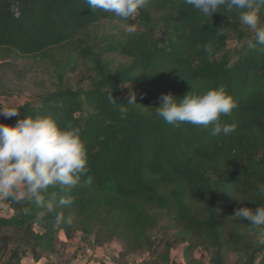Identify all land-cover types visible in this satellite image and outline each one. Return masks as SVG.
Returning a JSON list of instances; mask_svg holds the SVG:
<instances>
[{"label":"trees","instance_id":"trees-1","mask_svg":"<svg viewBox=\"0 0 264 264\" xmlns=\"http://www.w3.org/2000/svg\"><path fill=\"white\" fill-rule=\"evenodd\" d=\"M116 18L93 12L84 0H0V60L42 57L59 66L65 58L64 71L89 58L94 73L88 89L59 88L38 103L0 105L18 111L0 115L8 126L29 115L78 127L88 169L70 190L56 185L42 192L46 203L70 197V205L47 212L19 197L9 216L0 213V264L38 263L57 252L61 234L93 236L97 246L118 240L124 255L137 253L164 214L184 237L166 242L151 264H171L172 248L186 238L212 249L209 264H228V252L238 249L246 255L241 264H264V245L244 242L233 218L237 208L264 205L257 191L264 183V45L231 60L230 34L246 35L236 9L221 7L210 17L183 0H151L123 49L129 60L114 65L104 58L113 49L94 52L84 36ZM209 42L211 61L203 49ZM124 85L133 87L134 104ZM209 88H223L235 101L220 118L237 125L232 134L214 136L211 125H172L156 115L163 94L179 99Z\"/></svg>","mask_w":264,"mask_h":264},{"label":"clouds","instance_id":"clouds-1","mask_svg":"<svg viewBox=\"0 0 264 264\" xmlns=\"http://www.w3.org/2000/svg\"><path fill=\"white\" fill-rule=\"evenodd\" d=\"M84 3L93 12L100 9L126 20L134 18L151 0H84ZM183 3L210 17L221 7L228 11L236 9L240 23L254 32L257 44L264 45V24L260 23L264 0H183ZM135 30V26L128 27L129 32ZM203 49L211 61L212 43H205ZM129 96L128 103L134 104L135 93L130 92ZM160 100L161 105L155 108L156 115L168 124L211 125L214 136L221 133L228 136L236 130L235 123L224 124L220 119L222 115H230L236 107L233 98L223 88H209L201 94L192 91L179 99L167 93ZM17 113L14 108L0 106V115L4 117ZM87 171V152L78 127L61 128L50 116L27 115L14 127L0 123V201L26 197L47 212H53L57 207L70 205L71 198L61 197L54 205L45 202L42 192L56 185L70 190ZM92 180L87 176L84 183L91 184ZM257 191L264 196V183L258 184ZM233 218L247 220L250 227L258 230L259 243L264 245V205L255 210L237 208ZM61 219L57 214L56 223L59 224Z\"/></svg>","mask_w":264,"mask_h":264},{"label":"rangeland","instance_id":"rangeland-1","mask_svg":"<svg viewBox=\"0 0 264 264\" xmlns=\"http://www.w3.org/2000/svg\"><path fill=\"white\" fill-rule=\"evenodd\" d=\"M137 16V15H136ZM103 20L98 25L91 27L84 39L93 48L94 52L101 49H113L104 54L114 65L129 60V55L123 49L129 44V26H135L138 30L139 24L136 18ZM264 24V21H260ZM246 35L238 39L230 34L228 52L231 60L236 58L238 51L244 53L253 49L256 45L254 32L242 25ZM135 30V31H136ZM159 35V34H158ZM161 35V34H160ZM65 58H58L57 66L54 62L42 57H22L9 60H0V105L6 107L23 105L25 103H38L42 97L49 93L56 92L59 88L78 90L91 87L93 71L92 62L89 58H81L76 66H69L66 70H60V65L66 63ZM127 93L132 92L133 87L126 85ZM17 199L0 201V213L9 216L12 212L11 206ZM247 220L235 218V230L244 239V242L259 245L257 229L250 227ZM37 230H39L37 228ZM63 237H66L63 234ZM184 236L176 230L168 216L162 218L158 226L148 234L145 248L137 253L124 255V245L121 241L115 240L108 243L112 249L113 262L111 264H151L159 261L165 252L166 242H175ZM67 238V237H66ZM68 240H58V250L53 254H46L44 258L33 264H88L83 254L84 246L93 245V236H85L82 233L75 234ZM184 243H176L170 252L171 264H209L212 249L197 242L187 240ZM244 251H229L227 255L228 264H241L245 261ZM32 263L24 259L23 264ZM91 264H103L94 259Z\"/></svg>","mask_w":264,"mask_h":264},{"label":"built area","instance_id":"built-area-1","mask_svg":"<svg viewBox=\"0 0 264 264\" xmlns=\"http://www.w3.org/2000/svg\"><path fill=\"white\" fill-rule=\"evenodd\" d=\"M83 254L87 258V263L91 264L94 259L100 261L103 264H111L113 262V253L112 249L109 247V244L104 246L89 245L84 246ZM55 264H64L56 262Z\"/></svg>","mask_w":264,"mask_h":264},{"label":"crops","instance_id":"crops-1","mask_svg":"<svg viewBox=\"0 0 264 264\" xmlns=\"http://www.w3.org/2000/svg\"><path fill=\"white\" fill-rule=\"evenodd\" d=\"M60 239L63 241V240H65V241H67L68 239L66 238V237H63V234H61L60 235ZM29 264V263H28ZM31 264V263H30Z\"/></svg>","mask_w":264,"mask_h":264}]
</instances>
